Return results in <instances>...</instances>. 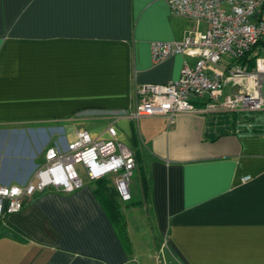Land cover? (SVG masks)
I'll list each match as a JSON object with an SVG mask.
<instances>
[{"label":"crops","instance_id":"obj_1","mask_svg":"<svg viewBox=\"0 0 264 264\" xmlns=\"http://www.w3.org/2000/svg\"><path fill=\"white\" fill-rule=\"evenodd\" d=\"M205 26L167 0H0V183L27 179L57 137L109 138L113 126L139 190L129 206L119 199L128 250L84 173L80 189L0 217V264H141L130 217L165 264H264V111L129 116L137 85L174 80L192 61L154 62L150 44Z\"/></svg>","mask_w":264,"mask_h":264},{"label":"built area","instance_id":"obj_2","mask_svg":"<svg viewBox=\"0 0 264 264\" xmlns=\"http://www.w3.org/2000/svg\"><path fill=\"white\" fill-rule=\"evenodd\" d=\"M167 4L172 14L206 26L190 30L180 40L150 44L154 62L174 54L192 61L184 60L174 80L137 85L129 116H165L172 123L179 113L264 111V0H167ZM243 56L254 58L253 63L236 61ZM191 98L204 102L197 105ZM107 132L109 138L103 139L78 130L72 141L64 136L52 140L27 179L0 183V217L18 212L36 193L80 189L78 167L90 180L113 174L119 198L130 200L133 152L116 139L113 126Z\"/></svg>","mask_w":264,"mask_h":264},{"label":"rangeland","instance_id":"obj_3","mask_svg":"<svg viewBox=\"0 0 264 264\" xmlns=\"http://www.w3.org/2000/svg\"><path fill=\"white\" fill-rule=\"evenodd\" d=\"M39 147H41V141H43L42 138H39ZM22 138L19 139V144L22 146ZM23 149L27 151L28 149V144L26 140L23 141ZM44 147L41 149V158L43 156L44 152ZM78 170L80 172V176L82 177L83 180H86V177L84 175V171L78 167ZM85 178V179H84ZM129 190L133 194V196H136V192L139 195V190H138V182H137V174L133 173V175L130 177V183H129ZM132 212H137L140 213V210L138 208L132 209ZM130 227L131 230L134 231L135 225H137L139 228L137 232L132 233V239H133V250L135 252V255L138 259V261L141 264H165V253L162 249H157L156 251H153L154 244H152V238L150 235V232L148 229H146L142 224L143 221L139 219H133L130 217ZM151 253V255H150ZM151 256V257H150Z\"/></svg>","mask_w":264,"mask_h":264},{"label":"trees","instance_id":"obj_4","mask_svg":"<svg viewBox=\"0 0 264 264\" xmlns=\"http://www.w3.org/2000/svg\"><path fill=\"white\" fill-rule=\"evenodd\" d=\"M253 60L254 58L249 59L247 56H243L237 59L236 61H238L239 63H245V62L253 63ZM231 112L238 113L234 111H231ZM247 113L250 114L252 112H247ZM91 183L96 186L95 188L97 192L102 195V202L105 206V209L107 210L109 217L112 223L115 225V228L117 229V231L121 233L122 237H124L125 240L122 237L121 239L124 240V246L128 250L130 245H129V241L126 240L127 236H126V229H125L126 228L125 227V216L122 214V204L119 201L120 198L118 196V193L115 187L111 183L110 178L107 176H103L101 178L92 180ZM47 191H52V190L50 189L45 190L43 192L36 193L35 195L40 196ZM122 202H127V201H122ZM124 206H129V203L128 202L125 203Z\"/></svg>","mask_w":264,"mask_h":264},{"label":"clouds","instance_id":"obj_5","mask_svg":"<svg viewBox=\"0 0 264 264\" xmlns=\"http://www.w3.org/2000/svg\"><path fill=\"white\" fill-rule=\"evenodd\" d=\"M105 176H107V175H105Z\"/></svg>","mask_w":264,"mask_h":264}]
</instances>
